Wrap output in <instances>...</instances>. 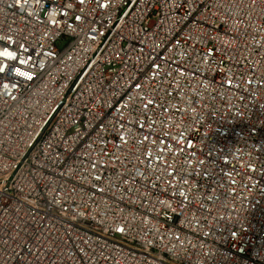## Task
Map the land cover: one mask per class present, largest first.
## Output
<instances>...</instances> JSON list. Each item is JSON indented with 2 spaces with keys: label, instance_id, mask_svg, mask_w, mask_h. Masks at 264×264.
<instances>
[{
  "label": "built area",
  "instance_id": "built-area-1",
  "mask_svg": "<svg viewBox=\"0 0 264 264\" xmlns=\"http://www.w3.org/2000/svg\"><path fill=\"white\" fill-rule=\"evenodd\" d=\"M0 68V264H264V0H0Z\"/></svg>",
  "mask_w": 264,
  "mask_h": 264
},
{
  "label": "snow or ice",
  "instance_id": "snow-or-ice-1",
  "mask_svg": "<svg viewBox=\"0 0 264 264\" xmlns=\"http://www.w3.org/2000/svg\"><path fill=\"white\" fill-rule=\"evenodd\" d=\"M3 71V69L2 68H0V72H2ZM21 75H26V74H24V73H21Z\"/></svg>",
  "mask_w": 264,
  "mask_h": 264
}]
</instances>
